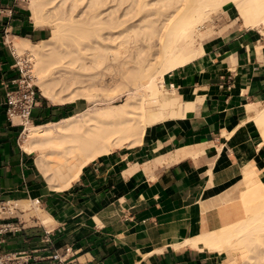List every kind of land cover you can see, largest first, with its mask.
I'll return each mask as SVG.
<instances>
[{
	"label": "crops",
	"instance_id": "1",
	"mask_svg": "<svg viewBox=\"0 0 264 264\" xmlns=\"http://www.w3.org/2000/svg\"><path fill=\"white\" fill-rule=\"evenodd\" d=\"M27 3L0 0V201L14 207L0 221L9 225L0 252L17 264H224L226 252L203 238L244 219L252 183L264 189V21L247 26L224 4L198 56L164 76V106L140 142L97 156L57 189L3 105L18 77L14 43L50 37ZM81 102L40 95L28 124L57 123Z\"/></svg>",
	"mask_w": 264,
	"mask_h": 264
},
{
	"label": "bare ground",
	"instance_id": "2",
	"mask_svg": "<svg viewBox=\"0 0 264 264\" xmlns=\"http://www.w3.org/2000/svg\"><path fill=\"white\" fill-rule=\"evenodd\" d=\"M226 3L238 8L247 26L264 21V0L30 1L35 26L49 25L51 37L18 41L15 53L31 52V75L49 102L88 105L57 123L24 129L22 148L37 155L51 187L67 188L89 161L140 142L156 108L164 106L158 100L164 76L198 56L202 28ZM108 86L118 87L124 101L99 99ZM242 200L244 219L202 242L225 251L224 264H264L261 184L252 183Z\"/></svg>",
	"mask_w": 264,
	"mask_h": 264
},
{
	"label": "built area",
	"instance_id": "3",
	"mask_svg": "<svg viewBox=\"0 0 264 264\" xmlns=\"http://www.w3.org/2000/svg\"><path fill=\"white\" fill-rule=\"evenodd\" d=\"M31 66L32 61L29 53L16 56L15 67L18 70V77L13 81L14 88L5 92L3 102L8 121L11 124L20 126L22 130L29 123L31 112L41 95L34 83V77L31 75ZM12 209H14L12 204L0 201V221ZM8 229V224L0 223V232ZM18 259L19 255L16 253L0 252V264H17Z\"/></svg>",
	"mask_w": 264,
	"mask_h": 264
},
{
	"label": "rangeland",
	"instance_id": "4",
	"mask_svg": "<svg viewBox=\"0 0 264 264\" xmlns=\"http://www.w3.org/2000/svg\"><path fill=\"white\" fill-rule=\"evenodd\" d=\"M30 1L31 0H27V5H28V7H30ZM220 13L221 12H218V13H216L214 16H213V18H212V21L208 24V26L211 28V27H213L215 30L221 25V22H222V18L220 17V18H218V16L220 15ZM31 18H32V15H31ZM45 24L47 25V24H49L50 23V19H47V18H45ZM47 22V23H46ZM46 27V26H45ZM49 29H50V37H51V28L49 27V25L47 26ZM49 37V38H50ZM48 38V39H49ZM46 41V40H45ZM43 42V41H42ZM39 43H41V42H39ZM23 53H31L30 51H25V52H23ZM22 53V54H23ZM34 77V76H33ZM34 83H35V85H36V78L34 77ZM121 96H120V95ZM102 95V96H101ZM99 99H109L110 100V102H112V103H121V102H123L124 101V99H125V95H123V94H121V92L118 90V87H116V86H108L107 88H106V90L105 91H102V92H99ZM82 102V104H83V108H85L86 106H88L87 104H86V102L84 101V100H81Z\"/></svg>",
	"mask_w": 264,
	"mask_h": 264
}]
</instances>
